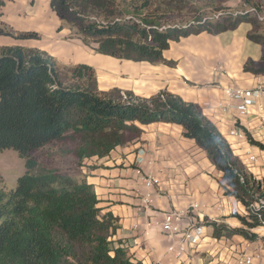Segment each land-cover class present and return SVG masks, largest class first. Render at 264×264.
Wrapping results in <instances>:
<instances>
[{"label":"trees","instance_id":"trees-1","mask_svg":"<svg viewBox=\"0 0 264 264\" xmlns=\"http://www.w3.org/2000/svg\"><path fill=\"white\" fill-rule=\"evenodd\" d=\"M205 0H51L61 26L99 53L150 63H169L163 51L171 41L204 31L218 34L249 22V38L262 45L260 60L245 70L264 74V0H246L249 9L207 15ZM213 8L216 0H206ZM214 8H217L214 6ZM251 8L256 9V12ZM258 13V14H257ZM0 34L40 38L36 31L13 32L0 23ZM179 123L223 172L226 194L247 211L236 214L245 228L212 223L216 237L243 234L264 225V181L249 170L199 104L163 89L149 97L113 88L101 90L96 69L65 64L38 47L0 46V152L14 149L26 158V172L15 189L1 186L0 264H144L116 238L119 218L103 213L95 188L66 170L36 171L34 154L52 145L71 144L78 166L138 140L141 125ZM264 149V144L247 135Z\"/></svg>","mask_w":264,"mask_h":264},{"label":"crops","instance_id":"crops-1","mask_svg":"<svg viewBox=\"0 0 264 264\" xmlns=\"http://www.w3.org/2000/svg\"><path fill=\"white\" fill-rule=\"evenodd\" d=\"M0 23L13 32L36 31L40 38L17 39L0 34V46L38 47L65 64L85 63L97 71L101 90L119 88L149 97L160 90L180 95L200 105L230 143L234 153L258 179L264 181V74L245 70L249 60L263 56L262 45L249 38L252 24L218 34L207 31L171 41L163 51L169 63H150L99 53L74 36L53 10L51 0H0ZM262 86L263 95L250 93ZM248 90L255 100L242 113L226 89ZM142 135L117 146L106 156H94L81 166V176L95 188L102 212L119 218L116 238L123 239L134 258L144 264H264V225L252 228L257 235L216 237L212 223L241 229L236 214L246 216L245 205L225 193L224 174L181 124L158 121L141 125ZM232 130L241 133L230 134ZM145 148L144 161L137 162ZM251 157H254L251 159ZM148 177L159 180L147 182ZM195 205V208L193 206ZM169 211L184 213L178 228L165 232L162 223ZM202 226L198 243L184 233Z\"/></svg>","mask_w":264,"mask_h":264},{"label":"rangeland","instance_id":"rangeland-1","mask_svg":"<svg viewBox=\"0 0 264 264\" xmlns=\"http://www.w3.org/2000/svg\"><path fill=\"white\" fill-rule=\"evenodd\" d=\"M201 5L205 6L208 16L218 17L222 11L239 13L249 9L246 0H216L213 8H208L207 1ZM216 6L217 8H214ZM256 12V9L251 8ZM258 14V13H257ZM71 144L46 146L34 154L39 161L36 171L61 169L66 170L76 177L81 176V166L77 165V160L70 152ZM26 172V158L14 149H4L0 152V174L2 176L1 186L7 192L15 189L18 178Z\"/></svg>","mask_w":264,"mask_h":264},{"label":"built area","instance_id":"built-area-1","mask_svg":"<svg viewBox=\"0 0 264 264\" xmlns=\"http://www.w3.org/2000/svg\"><path fill=\"white\" fill-rule=\"evenodd\" d=\"M222 14V12L220 13ZM219 14V15H220ZM259 17L264 20V15L259 14ZM227 94L237 100L239 103L237 105V108L242 112L246 113L249 111V105L253 104L255 100H249L247 98L248 90L243 89L240 87H228L226 89ZM253 97H258L263 95V88L262 86L257 87L255 90H253L250 93ZM230 134H237L241 136V133H238L236 130H232ZM146 154L145 148H141L138 151V156H137V162L141 163L144 161V156ZM254 157H251L253 159ZM147 182L149 184L151 183H158L159 180L154 178V177H148ZM262 205H264V201L261 202H256L252 204L253 208H259ZM195 208V205L193 206ZM184 213L180 211H169L165 214L162 227L165 232L172 233L177 230L179 222L183 219ZM203 233V227L202 226H193L189 228L187 231H185L184 236L185 240L191 242V243H198L201 235Z\"/></svg>","mask_w":264,"mask_h":264}]
</instances>
